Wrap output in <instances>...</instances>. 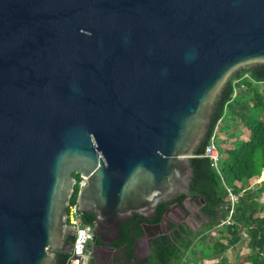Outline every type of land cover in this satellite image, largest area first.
Instances as JSON below:
<instances>
[{"label":"water","instance_id":"water-1","mask_svg":"<svg viewBox=\"0 0 264 264\" xmlns=\"http://www.w3.org/2000/svg\"><path fill=\"white\" fill-rule=\"evenodd\" d=\"M262 65L264 0H0V264L70 253L75 175L93 253L190 196L221 91Z\"/></svg>","mask_w":264,"mask_h":264},{"label":"trees","instance_id":"trees-1","mask_svg":"<svg viewBox=\"0 0 264 264\" xmlns=\"http://www.w3.org/2000/svg\"><path fill=\"white\" fill-rule=\"evenodd\" d=\"M244 73H249L258 82L264 81V65L257 66L254 71L237 73L221 91L206 127L205 139L190 159L193 171L190 196L180 195L159 203L156 216L150 221L133 213L121 227L119 240L112 246L117 254L110 264H232L224 254L244 240H247L249 254L236 264H264V203L260 201L264 196V177L257 187L248 185L252 178H261L264 173V90H259L258 85L248 81L234 85L233 81ZM227 117L232 120L229 126L243 127L247 139L224 152L218 148L222 155L220 176L210 160L202 155L218 121L221 125ZM229 126L225 129L229 130ZM75 178L76 181L80 179L78 175ZM226 188L237 196V202L233 205L229 222L221 225L229 214ZM75 196L76 188L71 203ZM186 200L194 202L198 206L197 217L201 215L205 219L199 229L164 218V213L173 204L188 214L184 204ZM82 219L84 224L93 225L95 217L82 213ZM143 223H162L167 233L150 239L149 254L137 259L135 241L144 235ZM71 239L73 241V237ZM94 240L97 245L98 240ZM67 257L68 254H61L57 264H65Z\"/></svg>","mask_w":264,"mask_h":264},{"label":"built area","instance_id":"built-area-1","mask_svg":"<svg viewBox=\"0 0 264 264\" xmlns=\"http://www.w3.org/2000/svg\"><path fill=\"white\" fill-rule=\"evenodd\" d=\"M242 81H248L252 84L258 86H264V81L254 80L249 73H244L241 77L235 79L233 84H239ZM220 125V120L218 121L215 130L210 137L208 144L204 149L202 157L210 160L213 169L221 176V165H222V155L216 146L217 131ZM87 185V181L82 177L76 181V196L74 202H70L67 207V223L73 228L74 236L72 242V248L68 254L65 264H91L93 252L91 251L92 243L95 236L92 232L93 225H87L83 223L82 212L79 210L78 199L82 189ZM228 192L229 201V214L226 220H224L221 225L227 224L233 213V205L237 202V196H235L230 188H226ZM75 191V189H74Z\"/></svg>","mask_w":264,"mask_h":264},{"label":"rangeland","instance_id":"rangeland-1","mask_svg":"<svg viewBox=\"0 0 264 264\" xmlns=\"http://www.w3.org/2000/svg\"><path fill=\"white\" fill-rule=\"evenodd\" d=\"M258 89L263 91L264 86H261V87L258 86ZM231 124H232V120L230 119V117H227L224 120V122L221 123V125L217 131L216 146H217V148L220 149V151L224 152L226 149V145L225 144L223 145V140L226 138V136H225V134H226L225 130L226 129L225 128H227ZM238 128L236 129V127H234V131L238 130ZM241 128L243 129V127H241ZM231 131H230V134L233 133ZM263 177H264V173L262 174L261 178L256 179L258 182L253 183V181H252L250 183L258 186ZM260 201L262 203H264V196L262 199H260ZM184 204L186 205V208H187L189 213L185 214V213L179 211L178 209L173 208V205H174L173 204L172 206H170L171 210L168 214L169 220L174 222V223H176V222L185 223L186 225H188L192 229L201 228V226L205 222V219L201 215L199 217H197V215H199L198 206L194 202H192L191 200H186L184 202ZM246 242H247V240H244V242L238 244L234 249L227 251L224 254V257H226L227 260L232 264L238 263L240 259L244 258L245 256H247L249 254V251L246 248V244H247ZM104 250L109 251L111 253V257H110L109 262L117 254V250H114V249L113 250L104 249ZM148 254H149L148 240L143 239V240L138 242L137 249L135 251V255L137 258H143V257L147 256ZM211 262H212V260H211Z\"/></svg>","mask_w":264,"mask_h":264},{"label":"crops","instance_id":"crops-1","mask_svg":"<svg viewBox=\"0 0 264 264\" xmlns=\"http://www.w3.org/2000/svg\"><path fill=\"white\" fill-rule=\"evenodd\" d=\"M234 127L235 126H229L230 129L225 130L226 138L223 140V145L224 144L226 145V149L233 148L235 143L242 142V141H245L247 139V132L244 129H242L240 126H239V128H238V126H236V129L238 128V130L234 131ZM230 131L233 133L230 134ZM256 179H258L257 176L252 178L249 181V183L252 181H253V183L258 182ZM249 183H248L249 186H251L253 188L257 187V185L251 184V183L249 184Z\"/></svg>","mask_w":264,"mask_h":264},{"label":"flooded vegetation","instance_id":"flooded-vegetation-1","mask_svg":"<svg viewBox=\"0 0 264 264\" xmlns=\"http://www.w3.org/2000/svg\"><path fill=\"white\" fill-rule=\"evenodd\" d=\"M72 237L73 236L71 235V231H68V234L65 237V242L67 245H69L71 242H73L71 239ZM92 245L97 247L95 240L93 241ZM113 249H110V250H113ZM114 250H116V249H114ZM61 254H63V253H57V260ZM110 257H111V253L109 251H106L103 248H97L95 253H93V255H92V262L97 261V264H110V262H111V261L109 262Z\"/></svg>","mask_w":264,"mask_h":264}]
</instances>
